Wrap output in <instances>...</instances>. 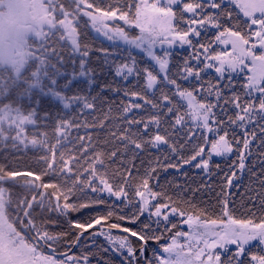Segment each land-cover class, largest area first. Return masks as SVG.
I'll return each mask as SVG.
<instances>
[{
    "label": "snow or ice",
    "instance_id": "6c2138e0",
    "mask_svg": "<svg viewBox=\"0 0 264 264\" xmlns=\"http://www.w3.org/2000/svg\"><path fill=\"white\" fill-rule=\"evenodd\" d=\"M22 3L29 18L7 55L0 40V264H264V0H0V30ZM93 32L142 56L110 61ZM185 46L191 56L174 64ZM95 52L114 73L102 92L126 99L90 124L102 92L73 84L91 89ZM152 150L141 174L135 160ZM28 151L35 165L21 162ZM233 153L215 204L197 198L208 184L150 185L193 162L211 178L213 157ZM240 187L242 217L230 199Z\"/></svg>",
    "mask_w": 264,
    "mask_h": 264
},
{
    "label": "trees",
    "instance_id": "16d2710c",
    "mask_svg": "<svg viewBox=\"0 0 264 264\" xmlns=\"http://www.w3.org/2000/svg\"><path fill=\"white\" fill-rule=\"evenodd\" d=\"M183 2H188V0H184ZM25 12L27 14L23 16L24 20L29 18V12H28L27 7L25 9ZM8 17L12 19L13 22H15L16 19H19L21 17L20 7ZM210 34H211V30H209V35ZM92 37L93 38L90 40V43L95 48H109L110 51L116 54L114 57H109L110 61L112 59L120 60L126 57L129 50L132 51L133 55L137 56L138 58L142 56V54L139 53L138 50H136L135 48L130 49L129 46L125 45L122 42H109L107 41L106 38H104L103 36H97L94 32L92 33ZM157 51L162 52L160 48H157ZM172 51L176 53V56L174 57V60H173V63L175 64V63L182 62L184 58L190 57L193 50L185 46L184 48H176V49H173ZM91 66L97 69L95 83L92 85L91 89L88 88L86 80H83L82 82V78H78L76 81H74L73 89L74 90L83 89L85 93L90 91L92 95H96L97 93L102 92V88L106 83L111 84L114 82V73L112 72L109 66L104 64V57L98 52L93 53ZM173 71H175V69H173ZM213 77H214V72L210 71L206 73L205 80L212 79ZM102 96H103V100L100 104V110L95 112L93 115H85L82 119H86L91 124L94 119L99 121V120H103L106 115L112 118H115L118 115L117 105L119 104L120 100L126 99L123 97V94L121 93L120 95H117L114 92L103 91ZM44 104L47 105L46 98L44 100ZM109 109H111V111H109ZM105 125H106V128L112 127V123L110 120H105ZM121 125H122V122L118 123L117 127ZM48 131H49V134H51L50 130ZM85 131H86L85 129H81L79 134L85 135ZM87 131H91L93 141H97L98 139L99 141H103L107 135L106 130L99 131L98 129H89ZM199 134L200 133L197 132L198 136ZM72 135H74V133ZM257 144L258 142H255L253 144V152L258 151ZM209 147L210 145L205 146L206 152L208 151ZM108 148H111V145L106 146V149ZM4 155L5 153H0V162H5ZM159 155H161V153L156 150H152L151 152L140 155L135 160L136 168H138L140 170V173L142 174L144 168L148 167V161L151 160L153 156H159ZM235 158L236 157L234 153L228 158H221V157L214 156L212 159V166H213V172L215 174L212 175L211 178H209L207 175L201 172L200 169L195 168L194 166L195 162H193V164L191 165H184L181 171H177L174 169H169L167 172L160 171L158 175V179L150 181V185L159 184L163 186V190H165L169 194H175L176 189L174 185H182L188 188H196V187H199L201 184H208V185H211V187L214 190L211 192L204 191L202 193H197V198H202L204 201L215 204L216 203V193L220 191V181L223 178V171L227 170V167L230 164L231 160H234ZM257 159L258 157L254 155L249 158L247 163L251 164L253 160H257ZM141 161H143L144 163L141 164ZM21 162L35 165V154L32 151H28L22 156ZM216 164H219L221 166L219 170L215 169L214 166ZM117 167H119V164H111L108 169L109 173L111 174L113 171H115ZM255 171L259 174V171H260L259 167H256ZM184 173H187V175H184ZM249 182H250L249 176L246 173L242 174L241 184L244 185V184H248ZM253 187L258 188L259 185L254 184ZM157 190H160V189H157ZM230 191L232 192L230 199L236 201V209H237L236 215L242 217L244 213V209L241 208L242 201L240 200V197L244 195V189L243 187H240L237 189H232ZM77 194L79 195V193ZM190 194H191L190 192L186 193V196ZM77 215L78 214H73L74 218ZM86 218L87 217H85V219ZM144 218L145 217H142L141 219H144ZM124 224L125 226H127V222H124ZM64 227H67V225H64ZM182 230L184 229L182 228ZM167 235L168 234L166 233L165 236ZM68 239H71V237H68ZM97 243L102 244L98 240H97ZM78 251H80V249L77 248L75 252H78ZM109 255L110 256L112 255L111 252L109 253ZM113 261H114V264H120V259L118 257H113ZM93 264H96L95 260H93Z\"/></svg>",
    "mask_w": 264,
    "mask_h": 264
},
{
    "label": "clouds",
    "instance_id": "9594fccd",
    "mask_svg": "<svg viewBox=\"0 0 264 264\" xmlns=\"http://www.w3.org/2000/svg\"><path fill=\"white\" fill-rule=\"evenodd\" d=\"M26 5L23 3L20 5V13L21 17L19 19H16L15 22H13L12 19L9 17H6L3 23L2 30H0V40L3 41L4 45V53L7 55V46L10 38L14 36L15 32L18 29L19 24H21L24 19L23 16L26 15L27 13L25 12Z\"/></svg>",
    "mask_w": 264,
    "mask_h": 264
},
{
    "label": "rangeland",
    "instance_id": "374dc122",
    "mask_svg": "<svg viewBox=\"0 0 264 264\" xmlns=\"http://www.w3.org/2000/svg\"><path fill=\"white\" fill-rule=\"evenodd\" d=\"M184 1V0H183ZM186 15H188V14H186ZM208 135H212L211 133H209ZM182 226V228L184 229V230H187V226L186 225H181ZM97 240L98 241H100L102 244H105L106 245V241L104 240V237H97ZM77 249H75L74 250V252L76 251Z\"/></svg>",
    "mask_w": 264,
    "mask_h": 264
},
{
    "label": "water",
    "instance_id": "95a60500",
    "mask_svg": "<svg viewBox=\"0 0 264 264\" xmlns=\"http://www.w3.org/2000/svg\"><path fill=\"white\" fill-rule=\"evenodd\" d=\"M89 231L91 232L92 229H90ZM113 233H114V234H122V233L119 232V230H113ZM126 235H127V234H126ZM131 239H132V240H136L135 237H132ZM74 250H75V249H73V251H74Z\"/></svg>",
    "mask_w": 264,
    "mask_h": 264
}]
</instances>
